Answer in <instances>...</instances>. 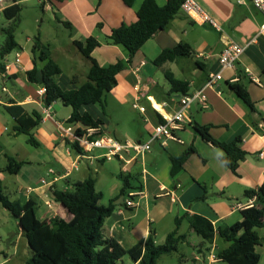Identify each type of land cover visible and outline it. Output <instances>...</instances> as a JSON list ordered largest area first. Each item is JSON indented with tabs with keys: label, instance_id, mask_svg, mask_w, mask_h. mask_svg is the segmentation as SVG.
I'll return each mask as SVG.
<instances>
[{
	"label": "crops",
	"instance_id": "crops-1",
	"mask_svg": "<svg viewBox=\"0 0 264 264\" xmlns=\"http://www.w3.org/2000/svg\"><path fill=\"white\" fill-rule=\"evenodd\" d=\"M37 1L43 6L44 14L49 13L57 25L68 32V45H54L49 39L43 41L39 38L43 45L49 46L52 60L61 69L56 81L62 90L79 89L86 83L91 68V62L76 48L75 41L84 42L89 37L96 38L100 46L93 51L92 58L100 66L128 60V53L124 48L107 45L104 40L122 24H134L144 0H135L131 7L124 0ZM196 1L220 30L209 24L196 23L180 13L167 29L150 39L135 55L131 65L117 76L118 85L110 94L113 102L119 111L125 112L131 106L144 118V137L140 135L141 138L137 141H147L152 129L159 124L161 116L157 110L165 115H172L177 110L180 95L170 93L164 71H170L177 79L188 82L189 93H194L204 88L211 73L221 70L218 55L227 44L235 42L245 47V52L236 65V71L223 72V79L213 89L205 90L208 109L203 110L197 103L191 105L187 116L192 124L179 134L184 144L169 142L165 148L155 145L151 153L127 165V171H123L122 163L115 160H82L75 169L78 153L70 149L59 129V126H68L72 110L59 101L50 107L44 105L43 89L31 84L27 78V71L34 66V44L25 49L17 42L20 49L14 51L13 61L4 62L9 70L0 74L3 82L0 95V184L8 198L11 191L15 196L13 202L26 203L34 199L42 214H37L41 221L49 222L55 217L69 221L72 216L54 202V191L71 190L75 183L92 177L96 181V190L103 194L102 205L108 206L122 189L119 174L137 176L138 184H141L143 190L133 198L136 206L127 207V197L115 200L116 210L105 225L106 236L115 239L125 250L144 244L151 234L157 244H163L176 229L177 220L180 223L178 232L187 236L185 243H188V239L196 234L183 219L185 216H202L214 228L240 223L243 220L242 212L233 209L234 204L245 202V194L249 191L256 193V202L261 208L264 207V200L259 195V190L264 185V37L260 34L264 18L248 0ZM167 2L168 0H156L159 7H164ZM11 5V2H4L0 7L4 10ZM1 12L0 19L3 17ZM38 21L39 17H35V22ZM63 23L69 24L70 29L65 28ZM6 25V21L3 25L0 23L1 32ZM181 43L191 47V58L166 63L161 68L153 64L163 51ZM63 64H67V69H64ZM234 83L247 89L255 110L229 89V85ZM136 86L141 88L139 94L134 90ZM138 95L142 98L140 106L146 109L144 113L133 107ZM10 102L23 106L28 113L35 111L42 116L41 125L34 130L33 135L40 143L37 149H44L43 156L30 157L28 149L18 148L22 135H15V121L4 110ZM46 110L48 114L45 113ZM80 112L90 114L94 120H101L103 125L100 128L110 134L105 113L97 105L83 106ZM196 124L210 127V135L217 141L233 143L240 140V147L247 153V157L240 162L237 174L224 165L223 154L219 149L194 132L193 126ZM127 135L122 138H129ZM25 139L27 143L26 136ZM100 154L98 150L93 153L95 156ZM185 154L188 157L183 170L172 177L170 157L178 158ZM8 157L24 163L20 172L14 175L15 181L10 187L8 175L11 174L5 172ZM92 169L97 177L91 174ZM50 170L55 171L56 175H50ZM43 180L46 185L42 183ZM262 231L264 227L257 230L261 239V245L257 247L260 264H264V246L260 236ZM23 238L25 237L19 227L18 242ZM199 239L198 247L192 246L194 253L191 257L194 262L226 264L218 259V254L228 247V243L217 236L213 245L205 244L200 237ZM27 247L29 246H26L27 253L31 256ZM5 259L4 263L8 262L7 257ZM27 260L21 264H25Z\"/></svg>",
	"mask_w": 264,
	"mask_h": 264
},
{
	"label": "trees",
	"instance_id": "trees-1",
	"mask_svg": "<svg viewBox=\"0 0 264 264\" xmlns=\"http://www.w3.org/2000/svg\"><path fill=\"white\" fill-rule=\"evenodd\" d=\"M3 1L11 2L12 5L1 12L7 25L2 29L4 41L0 45V74L5 71L4 62L7 56L20 49L15 33L23 11L22 0ZM134 1L124 0L129 7ZM184 1L168 0L164 7H159L156 0H144L134 24H122L111 31L104 42L107 45L124 48L128 53L127 61L100 66L92 58V53L100 46V42L94 37H89L84 42L75 41L76 48L91 62L87 81L77 90H62L56 81V77L61 74L60 67L52 60L49 46L43 45L39 39H36L32 49L34 66L27 71L28 81L45 89L46 107L59 101L71 108L72 113L67 123L74 125L78 135H81L85 129L102 126L101 120H94L88 113L82 114L81 108L86 105H97L105 113V97L117 87L118 74L131 65L135 55L150 39L167 29L182 13L181 6ZM248 1L252 2V0ZM42 7L40 5L41 9ZM63 26L70 29L67 23H63ZM191 57V47L181 43L163 51L153 64L161 68L166 63ZM164 76L170 85L171 94L180 96L189 94L188 82L177 79L170 71H164ZM229 89L255 110L254 103L243 85L230 84ZM4 110L15 121V135H25L30 146L40 147L33 132L41 125L42 116L35 111L28 113L23 106L15 102H10ZM160 122H163L162 117ZM193 130L202 139L219 149L223 154L224 165L237 174L240 162L247 157V153L240 147V140L233 143L217 141L210 135V127L199 124L194 125ZM67 145L76 153H81L76 143L67 141ZM187 157V154L178 158L170 157L172 177L183 170ZM7 159L5 172L11 175L18 174L24 163L12 157ZM118 179L123 184L122 189L119 196L111 200L108 206L102 205L103 194L96 190V181L92 177L75 183L71 190L54 191L52 194L54 202L60 204L72 218L66 221L55 217L49 222L38 218L37 202L34 199L26 203L13 202L6 196L0 184V205L18 222L31 251V256L25 264H118L126 256H129L135 264H158L163 256L177 252L179 245L187 241V236L178 232L179 220L176 221V229L168 235L164 244H157L151 234L144 244L125 250L115 239L106 236L105 225L116 210L115 200L121 197L129 198L131 193H139L143 190L141 184H138L137 176L121 173ZM134 180L137 186H133ZM255 195L254 191L246 192L245 199H251ZM259 195L264 200V185L260 188ZM242 216L243 220L240 223L232 226L221 225L218 228H214L208 219L199 215L185 216L183 219L204 243L213 245L216 236L228 243V247L218 254V259L224 263L260 264L257 247L261 245V239L257 230L264 227V207L261 208L258 204L255 208L242 211Z\"/></svg>",
	"mask_w": 264,
	"mask_h": 264
},
{
	"label": "built area",
	"instance_id": "built-area-1",
	"mask_svg": "<svg viewBox=\"0 0 264 264\" xmlns=\"http://www.w3.org/2000/svg\"><path fill=\"white\" fill-rule=\"evenodd\" d=\"M243 1L244 0H241V2ZM4 2L6 1L0 0V4ZM252 4L264 18V0H252ZM1 10L2 8L0 7V12ZM181 12L196 23L209 24L213 28L220 30L215 21L203 10L196 0H185L181 6ZM260 34L264 37V23L260 27ZM244 52L245 47L235 42L227 44L224 50L218 55L221 70L209 75L204 88L194 93L179 96L177 110L172 115H165L162 111L157 110L163 122H159V124L152 129L148 140L144 143H131L130 141L120 142L104 132L100 127L85 129L81 135H78L74 125L68 124L67 127L59 126L62 137L70 143H76L81 150V153H79L77 157L78 162L75 164V169L78 168L82 160H117L122 163L123 171H127V165L133 160L143 158L146 154L151 153L155 145H160L162 148H165L169 142L184 144L179 134L188 125L192 124L187 116V112L191 105L197 103L203 110L208 109L209 104L207 96L204 93L205 90L213 89L223 79V72L229 70L236 71V65ZM200 56L203 57V55ZM5 70L8 71L9 66H6ZM134 90L138 94L141 92L139 86H136ZM43 93H45V89H43ZM141 100L142 98L138 95L134 100L133 107L141 113H144L146 109L140 106ZM161 108L163 110V107ZM45 113L48 114V110H46ZM96 150L100 151L101 154L98 156L93 155ZM49 174L56 175V172L50 170ZM42 183L44 185L47 184L45 180H43ZM139 194L141 193H131L126 202V206L129 208L135 207L136 204L133 198ZM47 205L50 207L49 203ZM256 206L257 202L254 196L251 199H247L245 202H236L233 209L242 212L255 208ZM214 261H216V258H214Z\"/></svg>",
	"mask_w": 264,
	"mask_h": 264
},
{
	"label": "rangeland",
	"instance_id": "rangeland-1",
	"mask_svg": "<svg viewBox=\"0 0 264 264\" xmlns=\"http://www.w3.org/2000/svg\"><path fill=\"white\" fill-rule=\"evenodd\" d=\"M22 5L23 11L21 13L19 26L15 33L16 41L22 47H25V49H29L33 46V44H35L36 39L39 38L43 39V41L45 39H49L54 45H68L70 43L67 30L57 25V23L52 19V17H50L51 15L49 13L44 14L37 0H25ZM35 17H39L38 23L35 22ZM41 20L43 22H41ZM4 22L5 19L4 17H2L0 19V23L3 25ZM1 27L2 26H0V29ZM3 41L4 35L0 30V44L3 43ZM14 57L15 52H12L9 56H7L5 61L12 62ZM63 65L64 69H67V64L66 66L65 64ZM160 76L164 78L161 73ZM2 87L3 82L0 77V95H2ZM110 94L111 92L108 93L105 97V116L109 124V135L120 142L130 141L131 143H137V140L141 138L140 135L144 137L145 132L142 129V122L144 121V118H141L139 114L132 109L131 106L127 108L125 112L119 111L118 107L113 102L112 97H110ZM98 108L101 110L99 106ZM68 109L71 108L68 107ZM1 110L2 109H0V111ZM9 126L12 127L11 124H9ZM126 134H128L127 137L129 138H122L123 136H126ZM20 138V145L18 148L24 147L28 149L31 153L30 157L41 155L43 156L44 149L40 150L30 145H27L25 141V135H22ZM144 142L146 141H142V143ZM4 147L7 149V146ZM81 168H84V165H81ZM91 174L94 177H97V174L96 172H94V169H92ZM8 176L10 177V187L13 185L15 177L14 175ZM132 182L133 184H137L135 180ZM9 193V199L13 201L15 199V196L11 194V191ZM38 209L39 206L37 208V214L42 215L40 214L41 212H39ZM18 235L19 227L17 221L13 217H11L8 211H6L0 205V252H3L2 254H0V264H21L25 259L30 258V253L28 254L26 249V246H28L26 239L23 238L21 242H18ZM260 236L262 237V245L264 246V231L260 233ZM199 242V237H197V235H194L193 238L188 239V243L180 244L177 252L171 255L163 256L159 260L158 264H197L192 259L191 254L194 253V248L192 246H197ZM6 257L8 259V262L4 263ZM118 264H132V260L129 256H126Z\"/></svg>",
	"mask_w": 264,
	"mask_h": 264
}]
</instances>
